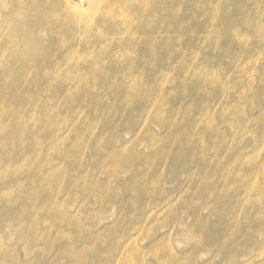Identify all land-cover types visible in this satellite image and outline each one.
<instances>
[{"label": "rangeland", "instance_id": "374dc122", "mask_svg": "<svg viewBox=\"0 0 264 264\" xmlns=\"http://www.w3.org/2000/svg\"><path fill=\"white\" fill-rule=\"evenodd\" d=\"M0 264H264V0H0Z\"/></svg>", "mask_w": 264, "mask_h": 264}, {"label": "bare ground", "instance_id": "6f19581e", "mask_svg": "<svg viewBox=\"0 0 264 264\" xmlns=\"http://www.w3.org/2000/svg\"><path fill=\"white\" fill-rule=\"evenodd\" d=\"M66 3V2H65ZM68 3V2H67ZM66 3V4H67ZM72 4V3H71ZM59 5V4H58ZM68 5H70V4H68ZM69 7V6H68ZM75 9V8H74ZM83 10V9H82ZM73 11V10H72ZM80 12V11H79ZM83 12V11H82ZM73 13V12H72ZM144 13H145V9L144 10H142L141 11V14H140V17H142V15H144ZM79 15V14H78ZM80 15H82L81 13H80ZM62 23H64V22H62ZM71 30V29H70ZM26 31V30H25ZM63 31H66V30H63ZM69 32V31H68ZM71 32V31H70ZM26 32H24V34H25ZM59 33V32H58ZM64 33V32H63ZM66 33V32H65ZM20 36V35H19ZM22 38V37H21ZM11 39V38H10ZM15 39V38H14ZM13 39V40H14ZM69 39V38H68ZM17 40H19V39H17ZM21 40V39H20ZM27 40H29V39H27ZM10 42V41H9ZM12 42V41H11ZM24 42H26V41H24ZM31 42V41H30ZM27 43V42H26ZM28 43H29V41H28ZM12 45H13V43H11ZM20 44V43H19ZM23 43L21 42V44L20 45H22ZM32 44H33V42H32ZM27 45V44H26ZM28 46V45H27ZM13 47V46H12ZM11 48V47H10Z\"/></svg>", "mask_w": 264, "mask_h": 264}]
</instances>
